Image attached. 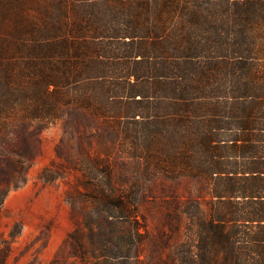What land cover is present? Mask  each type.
I'll return each instance as SVG.
<instances>
[{"label":"trees","instance_id":"trees-1","mask_svg":"<svg viewBox=\"0 0 264 264\" xmlns=\"http://www.w3.org/2000/svg\"><path fill=\"white\" fill-rule=\"evenodd\" d=\"M262 36L264 0H48L0 34V214L63 122L70 258L264 264Z\"/></svg>","mask_w":264,"mask_h":264},{"label":"rangeland","instance_id":"rangeland-1","mask_svg":"<svg viewBox=\"0 0 264 264\" xmlns=\"http://www.w3.org/2000/svg\"><path fill=\"white\" fill-rule=\"evenodd\" d=\"M47 5L48 0H0V34L30 27ZM63 135V122L43 133L42 148L28 171L26 184L12 191L5 200L0 214V264H81L70 258L67 250L70 249L67 239L76 228L72 206L67 200L75 178L70 176V184L47 183L41 179L44 168L59 163L57 147ZM85 145L89 148L87 142ZM161 210L162 206L143 210L148 226L155 233L157 226H162ZM157 240L146 249H160Z\"/></svg>","mask_w":264,"mask_h":264}]
</instances>
